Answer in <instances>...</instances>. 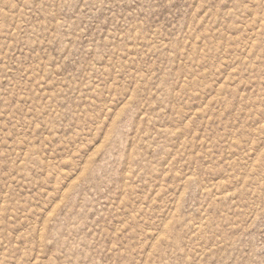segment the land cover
Returning a JSON list of instances; mask_svg holds the SVG:
<instances>
[{
  "label": "rangeland",
  "instance_id": "obj_1",
  "mask_svg": "<svg viewBox=\"0 0 264 264\" xmlns=\"http://www.w3.org/2000/svg\"><path fill=\"white\" fill-rule=\"evenodd\" d=\"M0 264H264V0H0Z\"/></svg>",
  "mask_w": 264,
  "mask_h": 264
}]
</instances>
